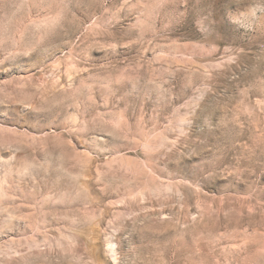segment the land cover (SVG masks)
<instances>
[{
  "label": "rangeland",
  "instance_id": "1",
  "mask_svg": "<svg viewBox=\"0 0 264 264\" xmlns=\"http://www.w3.org/2000/svg\"><path fill=\"white\" fill-rule=\"evenodd\" d=\"M0 264H264V0H0Z\"/></svg>",
  "mask_w": 264,
  "mask_h": 264
}]
</instances>
